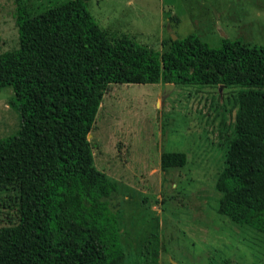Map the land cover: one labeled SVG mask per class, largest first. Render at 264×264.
Instances as JSON below:
<instances>
[{"label": "trees", "instance_id": "16d2710c", "mask_svg": "<svg viewBox=\"0 0 264 264\" xmlns=\"http://www.w3.org/2000/svg\"><path fill=\"white\" fill-rule=\"evenodd\" d=\"M18 47L0 53V91L11 87L16 135L0 139V264H124L118 187L94 165L89 135L113 84L234 87L233 134L215 190L218 213L264 232V45L197 36L157 52L128 36L110 43L86 0L30 16L15 0ZM165 44V43H164ZM163 152L162 170L183 167Z\"/></svg>", "mask_w": 264, "mask_h": 264}, {"label": "rangeland", "instance_id": "374dc122", "mask_svg": "<svg viewBox=\"0 0 264 264\" xmlns=\"http://www.w3.org/2000/svg\"><path fill=\"white\" fill-rule=\"evenodd\" d=\"M68 0H22L30 16ZM110 43L128 36L154 51L197 36L264 45V0H86ZM15 0H0V53L18 47ZM165 43V44H164ZM234 87L113 84L89 133L95 167L117 184L124 264H264V232L218 213L215 182L233 134ZM11 87L0 91V139L17 134ZM163 152L183 167L162 170ZM0 206V226L6 213Z\"/></svg>", "mask_w": 264, "mask_h": 264}, {"label": "water", "instance_id": "95a60500", "mask_svg": "<svg viewBox=\"0 0 264 264\" xmlns=\"http://www.w3.org/2000/svg\"><path fill=\"white\" fill-rule=\"evenodd\" d=\"M173 40H175V39L173 38ZM89 136H90V135H88L87 138H88Z\"/></svg>", "mask_w": 264, "mask_h": 264}]
</instances>
